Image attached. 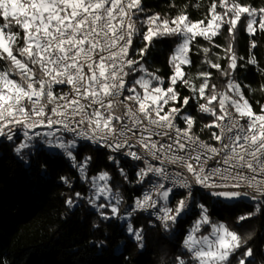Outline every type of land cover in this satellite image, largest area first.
<instances>
[{
  "label": "snow or ice",
  "instance_id": "1",
  "mask_svg": "<svg viewBox=\"0 0 264 264\" xmlns=\"http://www.w3.org/2000/svg\"><path fill=\"white\" fill-rule=\"evenodd\" d=\"M145 11L142 0H0V146L7 144L29 169L35 158L41 178L47 176L41 155L67 160L89 193L76 192L66 205L86 200L102 220L126 222L139 249L146 232L133 223L136 214L148 213L175 238L195 213L172 264H264L250 243L255 233L241 235L213 220L206 203L258 201L236 217L238 226L264 214V104L256 111L237 79L240 68L256 66L262 76L264 68L252 51L256 39L246 59L234 47L238 25L250 37H264V6L211 0L198 20L184 7L171 17H142ZM225 26L229 42L213 59ZM166 44L167 81L146 66L152 49ZM201 53L202 63L220 73L218 82L211 71L189 70ZM179 87L191 95L182 97ZM248 90L264 93V83ZM192 101L211 118L199 132L210 130L212 142L194 130L197 121L186 111ZM87 145L105 150L125 181L118 156L142 163L135 165L142 194L123 214L124 197L110 173L90 177L93 157L78 159ZM60 180L72 187L67 176Z\"/></svg>",
  "mask_w": 264,
  "mask_h": 264
},
{
  "label": "trees",
  "instance_id": "2",
  "mask_svg": "<svg viewBox=\"0 0 264 264\" xmlns=\"http://www.w3.org/2000/svg\"><path fill=\"white\" fill-rule=\"evenodd\" d=\"M241 3L256 7L264 6V0H240ZM211 0H142L145 8L143 16L159 13L160 15L174 16L181 7L186 8L193 20L203 19ZM176 5L177 7H171ZM197 5H202L198 7ZM250 36L243 27L238 25L234 47L238 56L248 57L247 39ZM258 47L253 49L259 66L264 68V37L257 35ZM229 42L227 26L222 34L215 37L213 59L216 55H223V48ZM202 46H209L207 41L199 39ZM165 46H157L148 57L150 70L159 69V75L165 78L171 74L167 65ZM194 65L189 69L192 73L211 71L212 82H218L221 77L216 69H209L202 63L203 54L193 55ZM225 65V61H220ZM244 63V61H240ZM237 79L245 85V92L256 111L260 104H264V93L249 92V87L259 89L264 83V76L256 66L249 65L247 69L240 68ZM198 82V81H197ZM181 96H190L191 93L184 87H179ZM259 101V104H257ZM186 111L197 121L194 129L204 140L210 141V130L200 133L203 123L211 118L197 111L193 101ZM181 126L183 124L181 123ZM84 155L93 157L89 167V176L99 171H107L112 176L113 186H119L124 197L121 213L131 207L137 196L136 174L126 163H120L124 168L128 180L125 181L119 174L117 166L107 159L102 150H95L93 146L82 147L78 159ZM41 162L47 163V176L41 178L36 167L35 158L29 169L13 154L7 144L0 147V264H172L176 255L181 254V241L185 231L191 226L195 213L188 217L181 225L179 234L172 238L156 223L141 216H134L133 223L137 227L145 228V248L139 249L127 237L126 222L117 219L102 220L87 204L86 200H77L76 206L69 208L65 201L75 193L80 192L85 197L89 193L87 183L79 179L77 171L63 158L49 159L46 155L39 157ZM67 176L72 181V187H67L61 180ZM210 208L213 220L225 222L229 227L244 235L247 230L255 233L250 242L257 255V261L264 256V214H258L243 223L236 224V217L254 211L255 204L240 202L236 207L214 206L206 201ZM98 224L99 227H94ZM104 241L103 244L100 242Z\"/></svg>",
  "mask_w": 264,
  "mask_h": 264
},
{
  "label": "built area",
  "instance_id": "3",
  "mask_svg": "<svg viewBox=\"0 0 264 264\" xmlns=\"http://www.w3.org/2000/svg\"><path fill=\"white\" fill-rule=\"evenodd\" d=\"M250 40H251V38L249 37V38L247 39V49H248V51H249V46H250ZM193 102H194V101H193ZM194 103H195V102H194ZM89 146H92V145H89ZM0 147H1V146H0ZM93 147H95V146H93ZM101 150L105 152V150H103V149H101ZM118 159H120V161H121L122 163H126V164H128L129 167H130L131 169L134 170L135 174H136V172L138 171V168H137L135 165L143 166L141 162H138V161H132V160L129 159V158H124V157H120V156H118ZM135 184H136V183H135ZM136 189L138 190V194H137V196L133 199L131 205L133 204L134 200H135L137 197L141 196V194H142V186H141V185L136 184ZM241 202H245V203H249V204H257V203H259L258 201H251V200H247V199L242 200ZM136 215L141 216V217L146 218V219H149L150 221H152V222L156 223L157 225H159L158 221H156L154 217H150V216L148 215V213H138V214H136Z\"/></svg>",
  "mask_w": 264,
  "mask_h": 264
}]
</instances>
